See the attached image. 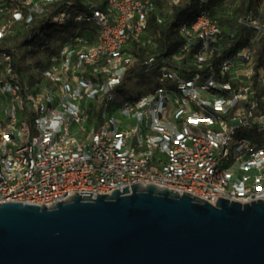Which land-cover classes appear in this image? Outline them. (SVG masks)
<instances>
[{
	"label": "built area",
	"instance_id": "built-area-1",
	"mask_svg": "<svg viewBox=\"0 0 264 264\" xmlns=\"http://www.w3.org/2000/svg\"><path fill=\"white\" fill-rule=\"evenodd\" d=\"M186 1L0 0V203L49 207L137 182L264 200V25L223 29L197 0L179 43L157 51L150 20ZM56 26L72 32L20 70L11 41ZM137 67L150 89L123 98Z\"/></svg>",
	"mask_w": 264,
	"mask_h": 264
},
{
	"label": "water",
	"instance_id": "water-1",
	"mask_svg": "<svg viewBox=\"0 0 264 264\" xmlns=\"http://www.w3.org/2000/svg\"><path fill=\"white\" fill-rule=\"evenodd\" d=\"M130 185L0 203V264H264V200Z\"/></svg>",
	"mask_w": 264,
	"mask_h": 264
},
{
	"label": "rangeland",
	"instance_id": "rangeland-1",
	"mask_svg": "<svg viewBox=\"0 0 264 264\" xmlns=\"http://www.w3.org/2000/svg\"><path fill=\"white\" fill-rule=\"evenodd\" d=\"M209 6L210 10L215 11V16L219 20L243 25L244 31L247 29L244 23L248 21H254L256 25H264V0H214ZM163 10H169L165 4ZM71 32L56 26L53 31L42 33L29 43H23L20 37L11 41V47L16 49L17 59L21 60L20 70L28 71L32 64L44 58L46 52L56 50ZM253 32L255 33V31ZM150 35L148 33L147 36ZM44 44L46 47H42ZM155 47L156 45L150 46V48L147 46V49L150 50ZM151 82L152 77L144 73L141 67H137L134 73L122 84L119 91L123 98H127L149 90L150 87L148 86Z\"/></svg>",
	"mask_w": 264,
	"mask_h": 264
},
{
	"label": "trees",
	"instance_id": "trees-1",
	"mask_svg": "<svg viewBox=\"0 0 264 264\" xmlns=\"http://www.w3.org/2000/svg\"><path fill=\"white\" fill-rule=\"evenodd\" d=\"M73 1L75 4L78 2V0ZM213 1L214 0H207L208 8L210 7L209 5L213 3ZM197 2V0H188L181 5L174 7L172 14L163 24L158 25L155 24L153 20H150V27L152 28V31L154 32V35L158 42L157 51L169 52L173 47H175L179 43L178 40H176L174 37V29L184 17H186L192 12V10L197 5ZM210 13L217 19L218 23L223 29H228L236 26L239 33H243V25H236L235 23L232 24L228 21L219 20V18L215 16L214 10H210ZM145 53L146 51H142L140 53V56H143Z\"/></svg>",
	"mask_w": 264,
	"mask_h": 264
}]
</instances>
